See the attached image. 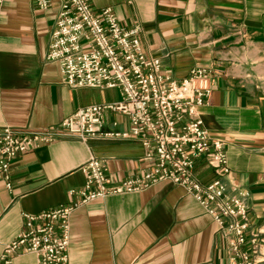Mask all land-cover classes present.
<instances>
[{
	"label": "crops",
	"instance_id": "0c3cea01",
	"mask_svg": "<svg viewBox=\"0 0 264 264\" xmlns=\"http://www.w3.org/2000/svg\"><path fill=\"white\" fill-rule=\"evenodd\" d=\"M109 5L122 23L139 21L140 42L174 77L193 65L211 68L210 89L197 113L210 136L224 141L222 180L245 190L250 227L264 223V0H88ZM58 6L2 0L0 6V125L39 128L79 106L116 99L115 87H71L58 64L44 59ZM112 121H115L112 124ZM105 128L124 129L126 117L106 112ZM131 138L63 135L30 147L9 163V188L0 180V249L22 228V212L70 201L83 183L79 165L102 158L113 180L149 165ZM193 174L215 177L203 156ZM264 238V232L260 233ZM228 236L180 185L158 181L140 191L111 193L69 214L67 260L58 264H226ZM11 264H36L29 252Z\"/></svg>",
	"mask_w": 264,
	"mask_h": 264
},
{
	"label": "built area",
	"instance_id": "2783aa9c",
	"mask_svg": "<svg viewBox=\"0 0 264 264\" xmlns=\"http://www.w3.org/2000/svg\"><path fill=\"white\" fill-rule=\"evenodd\" d=\"M34 3L43 9L51 0ZM140 31L139 21L120 22L109 5L93 7L88 0H58L44 59L57 62L60 80L71 87H115L119 96L79 106L39 128L1 124L0 180L9 188L8 169L14 156L63 135L136 139L144 146V158L151 162L113 180L102 158L87 157L79 165L83 183L67 190L73 196L70 201L22 212V228L3 243L0 264H11L14 254L20 252L34 254L36 264L64 263L69 214L75 207L111 193L140 191L161 180L183 187L227 234L226 264H264V238L260 236L264 223L250 227L241 199L245 190L222 180L228 173L224 141L209 135L197 113L210 89L211 68L193 65L185 75L174 77L161 68L158 56L144 51ZM106 112L123 114L126 128H105ZM200 156L215 173L206 182L193 174Z\"/></svg>",
	"mask_w": 264,
	"mask_h": 264
}]
</instances>
